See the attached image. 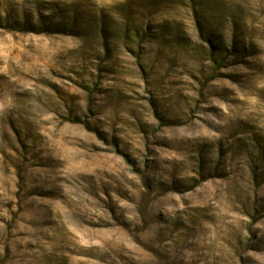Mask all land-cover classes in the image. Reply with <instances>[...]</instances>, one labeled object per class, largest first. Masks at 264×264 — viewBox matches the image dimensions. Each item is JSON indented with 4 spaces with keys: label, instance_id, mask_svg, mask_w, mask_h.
Listing matches in <instances>:
<instances>
[{
    "label": "rangeland",
    "instance_id": "rangeland-1",
    "mask_svg": "<svg viewBox=\"0 0 264 264\" xmlns=\"http://www.w3.org/2000/svg\"><path fill=\"white\" fill-rule=\"evenodd\" d=\"M0 264H264V0H0Z\"/></svg>",
    "mask_w": 264,
    "mask_h": 264
}]
</instances>
